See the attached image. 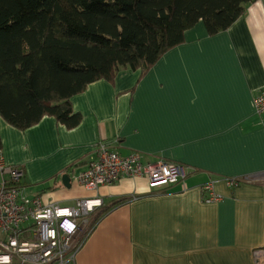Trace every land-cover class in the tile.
<instances>
[{"label":"crops","instance_id":"0c3cea01","mask_svg":"<svg viewBox=\"0 0 264 264\" xmlns=\"http://www.w3.org/2000/svg\"><path fill=\"white\" fill-rule=\"evenodd\" d=\"M184 39L144 74L120 68L72 96L82 116L72 129L47 115L24 130L0 118V155L23 169L27 196L67 206L101 200L72 264L264 261V112L253 101L264 88V0L224 31L208 35L199 21ZM98 142L138 152L142 164H181L185 176L152 189L123 175L88 191L76 175Z\"/></svg>","mask_w":264,"mask_h":264},{"label":"trees","instance_id":"16d2710c","mask_svg":"<svg viewBox=\"0 0 264 264\" xmlns=\"http://www.w3.org/2000/svg\"><path fill=\"white\" fill-rule=\"evenodd\" d=\"M254 1L0 0V118L24 130L47 115L72 129L82 116L71 98L88 84L124 67L144 74L197 22L214 35Z\"/></svg>","mask_w":264,"mask_h":264},{"label":"built area","instance_id":"2783aa9c","mask_svg":"<svg viewBox=\"0 0 264 264\" xmlns=\"http://www.w3.org/2000/svg\"><path fill=\"white\" fill-rule=\"evenodd\" d=\"M253 101L256 111L264 112V88ZM95 153L76 175L88 191L112 185L123 175L145 177L152 189L179 183L185 176L181 164L161 159L142 164L140 153L124 156L107 144H98ZM23 175L0 155V264H72L89 228V217L101 200L78 198L69 206L44 204L23 192L19 185ZM257 252L264 253V249Z\"/></svg>","mask_w":264,"mask_h":264},{"label":"water","instance_id":"95a60500","mask_svg":"<svg viewBox=\"0 0 264 264\" xmlns=\"http://www.w3.org/2000/svg\"><path fill=\"white\" fill-rule=\"evenodd\" d=\"M62 178V183L65 185V186H70V177L67 173L63 174L61 176Z\"/></svg>","mask_w":264,"mask_h":264},{"label":"rangeland","instance_id":"374dc122","mask_svg":"<svg viewBox=\"0 0 264 264\" xmlns=\"http://www.w3.org/2000/svg\"><path fill=\"white\" fill-rule=\"evenodd\" d=\"M254 2H255V1H254ZM254 2H253V3H254ZM251 4H252V3H251ZM248 7H249V6H248ZM248 7H247V9H248ZM101 143H102V144H106V143H104V142H98V144H101ZM16 168L19 169V170H21V172H23V169H22L21 167L16 166ZM120 178H121V177H120ZM120 178H119V179H120ZM116 182H117V181H116ZM19 184H20V182H19ZM49 204H50V203H49ZM53 204H56V203H53ZM59 205H60V204H59ZM100 206H101V205H100ZM100 206H99V207H100ZM96 210H97V209H96ZM96 210H95V211H96ZM95 211H94V213H95ZM102 212H103V211H102ZM92 213H93V212H92ZM92 213H91V214H92ZM94 213H93V214H94ZM100 213H101V212H100ZM98 216H99V213H97L96 218H97ZM96 218H94V220H95ZM90 219H91V215H90ZM90 224H91V221H90ZM72 263H74V260H73Z\"/></svg>","mask_w":264,"mask_h":264}]
</instances>
